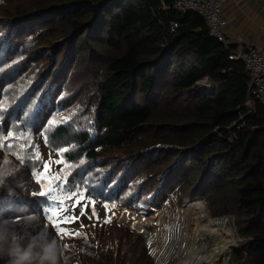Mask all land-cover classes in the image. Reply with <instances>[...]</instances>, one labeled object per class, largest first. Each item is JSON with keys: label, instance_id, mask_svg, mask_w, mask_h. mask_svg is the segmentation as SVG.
<instances>
[{"label": "rangeland", "instance_id": "374dc122", "mask_svg": "<svg viewBox=\"0 0 264 264\" xmlns=\"http://www.w3.org/2000/svg\"><path fill=\"white\" fill-rule=\"evenodd\" d=\"M36 1L50 0H0V102L7 109L0 133L10 129L31 133L44 161L50 156L53 160L58 159L56 150L69 148L68 162L75 166L70 187L80 186L86 196L96 202L98 219L88 218L92 210L89 204L85 216L74 224L62 225L73 233L81 232V236H57L46 218L49 201L32 195L40 190V186L29 174L31 165L22 166L3 148H0V178L12 179L0 187V214L8 216L10 208L19 205L28 206L30 212L35 211L36 223L59 241L63 256L61 264H88L89 249L86 246L91 242L103 244L114 258L120 252L121 258L126 257L128 261L132 258L133 248L140 243L154 264H172L176 255L183 252L185 256L181 248L180 233L183 231L180 232L173 221L178 210L196 206L207 221L223 222L224 228L230 226V234L219 232L217 239L231 240L233 237L226 264H235L232 253L236 248L232 249V245L237 244L239 248L240 243L246 241L240 234L242 223L240 228L235 212L229 207V213H224L221 198L207 192L210 182L199 185L196 172L191 184L178 182L179 173L168 179L172 176L168 177L167 172L176 171L181 159L173 151L159 160H150L154 149H178L156 143V138L171 136L173 128L157 123L141 128L134 134L135 140L124 141L120 147L101 149V134L97 131V87L108 74L107 61L115 58L118 51L92 40L88 30L83 34L70 30L60 16L51 29H46L52 24L46 7L35 8L25 16L19 14ZM167 87L162 83L147 95L134 93L131 99L155 113L174 112L183 104L175 97L165 95ZM195 90L199 91V88ZM18 113H22L20 119H16ZM27 115L29 118L25 119ZM52 118H68L59 126L64 127L67 134L52 138L53 133H49L50 143L45 144L42 133L46 122ZM82 133H88V141L83 145L76 137ZM85 146L95 148L101 154L90 159L81 150ZM153 161L157 164L147 169L146 165ZM52 168L59 170L54 164ZM32 170L43 171L42 168ZM176 185L174 194L171 188ZM105 204L109 205L108 209ZM112 205L116 207L113 209ZM79 212L77 207L69 214L78 216ZM155 214L162 217L160 225L154 223ZM109 218L111 222L104 223ZM143 232L150 236L146 237ZM6 259H0V264H6Z\"/></svg>", "mask_w": 264, "mask_h": 264}, {"label": "trees", "instance_id": "16d2710c", "mask_svg": "<svg viewBox=\"0 0 264 264\" xmlns=\"http://www.w3.org/2000/svg\"><path fill=\"white\" fill-rule=\"evenodd\" d=\"M41 7L47 8L52 21L46 29L60 16L70 30L81 34L88 30L92 40L118 51L107 61L108 74L97 87L101 149L120 147L141 128L157 123L173 128L171 136L156 138V143L178 149H154L150 160L173 151L181 159L176 171L167 172L172 176L168 179L179 173L178 182L191 184L196 172L199 185L210 182L207 192L221 198L224 213H229V207L235 212L240 228L242 223L240 234L246 241L233 249L235 264H264V102L255 101L254 112L246 107L243 64L228 59V51L208 35L200 15L164 10L160 0L36 1L19 14L25 16ZM171 22L178 24L174 32L169 30ZM204 78L212 87L209 95L195 90ZM162 83L168 85L165 95L183 104L177 107L180 113H155L131 99L134 93L147 95ZM21 116L18 113L16 119ZM66 134V129L59 127L52 138ZM76 137L81 145L88 141V133ZM81 150L90 159L101 154L87 146ZM155 164L153 161L146 168ZM177 188L171 191L175 194ZM86 248L88 264H154L140 243L129 261L121 258L120 252L114 258L100 242H91Z\"/></svg>", "mask_w": 264, "mask_h": 264}, {"label": "snow or ice", "instance_id": "6c2138e0", "mask_svg": "<svg viewBox=\"0 0 264 264\" xmlns=\"http://www.w3.org/2000/svg\"><path fill=\"white\" fill-rule=\"evenodd\" d=\"M7 111L3 107V102H0V124L5 119L4 113ZM68 118L58 120L52 118L46 122L47 126L42 133L45 144L50 143L49 133H55L59 126L67 122ZM0 148L5 149L8 153L15 156L22 166L27 167L31 165L30 176L35 179V182L40 186L38 192H33L34 198H45L49 201L50 206L47 209L46 218L54 229L55 234L63 238L64 236L80 237L81 232H71L62 225L74 224L80 217L85 216L89 204L92 205L91 216L97 217L95 210V201L86 196V191L80 186H71V177L73 174L74 165L69 163L68 153L70 151L67 147H62L56 150L58 159L53 160L51 156L47 161H44L39 151V146L35 145L32 140V134L15 129L6 130L0 133ZM83 164V161L80 162ZM59 166V170H53L52 165ZM34 168H42L43 171H33ZM15 170V169H14ZM19 171V170H15ZM9 178H0V187H3L9 182ZM80 208L79 215L69 214L74 213L76 208ZM105 209L109 205H104ZM113 209L115 205L111 206ZM111 220L106 219L104 223H110ZM83 227V225H81ZM66 248L67 245H64Z\"/></svg>", "mask_w": 264, "mask_h": 264}, {"label": "built area", "instance_id": "2783aa9c", "mask_svg": "<svg viewBox=\"0 0 264 264\" xmlns=\"http://www.w3.org/2000/svg\"><path fill=\"white\" fill-rule=\"evenodd\" d=\"M231 0H160L164 10H175L180 13L192 11L204 20L207 33L222 44L228 51V59L243 64L247 73V97L246 107L254 112V102H264V48L244 43L237 38L226 34L225 26L228 23L224 13V6ZM178 28L176 22L169 25L170 32ZM198 93L209 95L212 87L207 78L197 82ZM150 210V209H149ZM238 243V242H237ZM237 244L232 246L236 247ZM247 253H244V258ZM242 259L241 261H243Z\"/></svg>", "mask_w": 264, "mask_h": 264}, {"label": "clouds", "instance_id": "9594fccd", "mask_svg": "<svg viewBox=\"0 0 264 264\" xmlns=\"http://www.w3.org/2000/svg\"><path fill=\"white\" fill-rule=\"evenodd\" d=\"M0 214V259L6 264H61L63 259L57 238L36 223L28 206L10 208Z\"/></svg>", "mask_w": 264, "mask_h": 264}, {"label": "bare ground", "instance_id": "6f19581e", "mask_svg": "<svg viewBox=\"0 0 264 264\" xmlns=\"http://www.w3.org/2000/svg\"><path fill=\"white\" fill-rule=\"evenodd\" d=\"M154 218H156V220L154 219L155 224L160 225L163 221L160 215L155 214ZM173 224L180 229V232L183 231L180 233L181 248L185 251V256L182 254L183 252L176 255L172 264H226L227 253L233 243V237L231 240L220 241L217 236L219 232L229 235L230 226L224 228L223 222L207 221L204 214L196 206L178 210ZM142 234L146 237L150 236L147 232Z\"/></svg>", "mask_w": 264, "mask_h": 264}, {"label": "crops", "instance_id": "0c3cea01", "mask_svg": "<svg viewBox=\"0 0 264 264\" xmlns=\"http://www.w3.org/2000/svg\"><path fill=\"white\" fill-rule=\"evenodd\" d=\"M227 35L264 48V0H231L224 6Z\"/></svg>", "mask_w": 264, "mask_h": 264}, {"label": "water", "instance_id": "95a60500", "mask_svg": "<svg viewBox=\"0 0 264 264\" xmlns=\"http://www.w3.org/2000/svg\"><path fill=\"white\" fill-rule=\"evenodd\" d=\"M105 1H108V0H105ZM103 2H104V1H103ZM103 2H102V3H103ZM102 3H100V4H102ZM202 142H203V140H202L199 144H201Z\"/></svg>", "mask_w": 264, "mask_h": 264}]
</instances>
